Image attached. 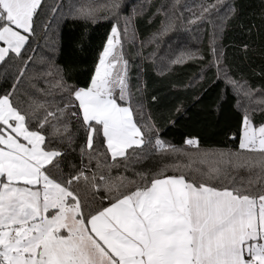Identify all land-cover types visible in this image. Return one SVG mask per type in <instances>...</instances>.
Wrapping results in <instances>:
<instances>
[{
    "label": "snow or ice",
    "instance_id": "obj_1",
    "mask_svg": "<svg viewBox=\"0 0 264 264\" xmlns=\"http://www.w3.org/2000/svg\"><path fill=\"white\" fill-rule=\"evenodd\" d=\"M225 9L234 11L205 0L188 17L169 0L157 35ZM134 13L124 0H0V264H264V119L241 105L232 148L187 138L195 152H181L163 141L124 53ZM59 19L109 21L82 84L52 70ZM38 38L52 49L39 67ZM210 55L219 71L214 37ZM195 56L185 49L171 63ZM224 79L264 109V89ZM153 144L161 161L179 153L200 166L150 167Z\"/></svg>",
    "mask_w": 264,
    "mask_h": 264
},
{
    "label": "trees",
    "instance_id": "obj_2",
    "mask_svg": "<svg viewBox=\"0 0 264 264\" xmlns=\"http://www.w3.org/2000/svg\"><path fill=\"white\" fill-rule=\"evenodd\" d=\"M55 6L61 0H46ZM67 4L68 0H63ZM128 12L133 14L129 37L124 43V53L129 60L133 91L139 83L143 97L144 114L150 115L158 127L160 138L181 152H195L185 140L195 138L201 149H224L234 145L229 136L237 130L239 117L247 106L257 123L264 119V109L257 106V99L249 101L232 88L215 67L210 55L214 40L221 53L219 63L223 75L240 81L253 92L264 89V0H221L234 11L225 9L211 21L192 24L174 22L167 32L157 35L163 16L157 9L169 0H124ZM191 12L199 11L205 0H179ZM215 2V0H214ZM227 12V15H225ZM198 25V26H197ZM57 33L53 69H59L69 83L85 82L96 62L99 50L110 29L107 19L96 22H72L63 19L53 24ZM134 32V38H133ZM35 51L37 66L52 52L45 40H37ZM185 49L196 53L195 58L173 64L171 59ZM201 57L203 59L201 60ZM213 65L207 68L209 60ZM45 71L49 68L45 66ZM139 78V81L137 80ZM3 81H0L2 85ZM156 101H152V97ZM150 145L146 152L148 166H181L198 161L171 159L161 161V153L153 152Z\"/></svg>",
    "mask_w": 264,
    "mask_h": 264
},
{
    "label": "rangeland",
    "instance_id": "obj_3",
    "mask_svg": "<svg viewBox=\"0 0 264 264\" xmlns=\"http://www.w3.org/2000/svg\"><path fill=\"white\" fill-rule=\"evenodd\" d=\"M129 34H130V32H129ZM215 45H216V41H215ZM217 47V46H216ZM215 67L217 68V66H216V63H215ZM220 71V74H221V76H223V78H224V75H223V73H222V70L220 69L219 70ZM226 81V80H225ZM260 98H258L256 101H258Z\"/></svg>",
    "mask_w": 264,
    "mask_h": 264
}]
</instances>
